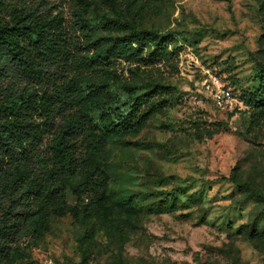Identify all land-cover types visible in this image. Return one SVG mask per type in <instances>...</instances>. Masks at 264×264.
Listing matches in <instances>:
<instances>
[{
	"label": "rangeland",
	"instance_id": "374dc122",
	"mask_svg": "<svg viewBox=\"0 0 264 264\" xmlns=\"http://www.w3.org/2000/svg\"><path fill=\"white\" fill-rule=\"evenodd\" d=\"M23 1L42 2L71 36L91 18L92 2L108 11L103 0ZM146 6L125 8L123 16L163 38L149 41L137 63L114 66L113 81L162 88L141 106L137 129L101 139L96 165L107 179L98 180L87 227L76 223L70 192L82 178L66 186L69 209L57 211L46 193L25 197L23 208L41 222L0 264H264V200L229 181L235 176L264 194V0ZM108 32L117 34L84 32L92 51ZM156 42L165 57L153 54ZM218 90L232 94L220 108L212 99Z\"/></svg>",
	"mask_w": 264,
	"mask_h": 264
},
{
	"label": "trees",
	"instance_id": "16d2710c",
	"mask_svg": "<svg viewBox=\"0 0 264 264\" xmlns=\"http://www.w3.org/2000/svg\"><path fill=\"white\" fill-rule=\"evenodd\" d=\"M103 1L108 11L92 2L91 18L71 36L42 2L0 0V258L9 257L41 222L37 211L23 208L24 198L46 193L57 211L69 209L64 197L73 178H82L70 184L78 201L76 223L87 227L101 195L98 180L107 179L96 165L101 139L137 129L141 106L162 88L153 82L124 88L113 81L114 66L137 63L149 41L163 38L123 16L128 7L143 11L150 0ZM111 28L117 34L95 38L92 51L84 32ZM161 45L156 42L151 50L165 57ZM124 89L134 93L121 98ZM229 181L264 200L235 176ZM84 236L78 240L82 255Z\"/></svg>",
	"mask_w": 264,
	"mask_h": 264
},
{
	"label": "built area",
	"instance_id": "2783aa9c",
	"mask_svg": "<svg viewBox=\"0 0 264 264\" xmlns=\"http://www.w3.org/2000/svg\"><path fill=\"white\" fill-rule=\"evenodd\" d=\"M212 99L216 107H223L232 100L230 90H218L212 94Z\"/></svg>",
	"mask_w": 264,
	"mask_h": 264
}]
</instances>
